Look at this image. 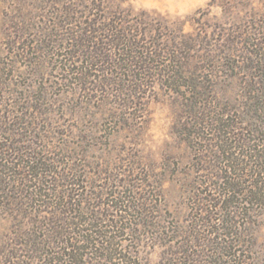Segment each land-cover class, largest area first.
I'll return each mask as SVG.
<instances>
[{
	"label": "rangeland",
	"instance_id": "1",
	"mask_svg": "<svg viewBox=\"0 0 264 264\" xmlns=\"http://www.w3.org/2000/svg\"><path fill=\"white\" fill-rule=\"evenodd\" d=\"M258 156L264 0H0V264H264Z\"/></svg>",
	"mask_w": 264,
	"mask_h": 264
},
{
	"label": "trees",
	"instance_id": "2",
	"mask_svg": "<svg viewBox=\"0 0 264 264\" xmlns=\"http://www.w3.org/2000/svg\"><path fill=\"white\" fill-rule=\"evenodd\" d=\"M260 109V108H259ZM254 156V155H253ZM259 158H264L263 156H258ZM255 174H256V176L258 177V179H256V182H255V184H254V188H255V195H261V196H263L264 195V164H259L258 165V168L257 169H255L254 171H253ZM226 189H228L227 191H229V193L231 192V191H233V185H231V186H229L228 185V187L226 188ZM225 194V193H224ZM223 194V198H224V201H228V202H232L233 200H232V196L230 197V195L227 197V199H225V197L227 196V195H224ZM255 200H257V199H255ZM224 201H222V203L224 202Z\"/></svg>",
	"mask_w": 264,
	"mask_h": 264
}]
</instances>
